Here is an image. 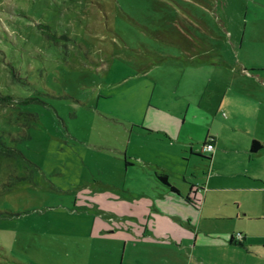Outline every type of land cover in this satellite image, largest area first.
Listing matches in <instances>:
<instances>
[{
    "label": "rangeland",
    "instance_id": "obj_1",
    "mask_svg": "<svg viewBox=\"0 0 264 264\" xmlns=\"http://www.w3.org/2000/svg\"><path fill=\"white\" fill-rule=\"evenodd\" d=\"M219 60L264 62V0H0V136L19 152L0 154V264L118 263L96 206L126 180L147 185L125 173L134 124L195 105L196 84L174 92L180 61L197 80ZM199 116L187 119L201 149ZM204 164L176 161L180 185Z\"/></svg>",
    "mask_w": 264,
    "mask_h": 264
},
{
    "label": "crops",
    "instance_id": "obj_2",
    "mask_svg": "<svg viewBox=\"0 0 264 264\" xmlns=\"http://www.w3.org/2000/svg\"><path fill=\"white\" fill-rule=\"evenodd\" d=\"M180 62L174 92L196 84L191 96L198 99L184 108L178 103L147 109L134 124L124 150L125 173L147 185L126 180L123 196L96 206L108 214L105 225H114L99 235L119 246L116 264H264V62L248 67L237 60L227 68L219 60L197 80L189 63ZM195 107L206 129L202 146L214 138L209 157L188 132ZM254 141L263 145L257 154L250 152ZM159 156L165 164H158ZM194 159L204 160L208 171L198 176L187 169L180 185L175 162ZM135 166L141 171H131Z\"/></svg>",
    "mask_w": 264,
    "mask_h": 264
},
{
    "label": "trees",
    "instance_id": "obj_3",
    "mask_svg": "<svg viewBox=\"0 0 264 264\" xmlns=\"http://www.w3.org/2000/svg\"><path fill=\"white\" fill-rule=\"evenodd\" d=\"M263 149V145L254 141L251 145L250 152L251 154H257ZM0 154L3 157L15 158L19 155L18 150L9 147L5 142L2 136H0ZM210 159V158H209ZM158 180L163 184L169 185L168 177L165 175L157 176ZM174 189V188H173ZM189 201V200H188Z\"/></svg>",
    "mask_w": 264,
    "mask_h": 264
},
{
    "label": "built area",
    "instance_id": "obj_4",
    "mask_svg": "<svg viewBox=\"0 0 264 264\" xmlns=\"http://www.w3.org/2000/svg\"><path fill=\"white\" fill-rule=\"evenodd\" d=\"M200 153L207 156H212L215 153L214 139L212 137L207 138L205 144L201 148ZM237 238L239 241H242L241 235H238Z\"/></svg>",
    "mask_w": 264,
    "mask_h": 264
}]
</instances>
